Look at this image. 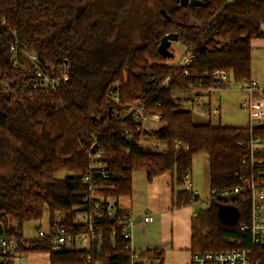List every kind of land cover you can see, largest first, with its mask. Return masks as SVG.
Segmentation results:
<instances>
[{
    "label": "trees",
    "instance_id": "trees-1",
    "mask_svg": "<svg viewBox=\"0 0 264 264\" xmlns=\"http://www.w3.org/2000/svg\"><path fill=\"white\" fill-rule=\"evenodd\" d=\"M263 23L264 0L186 6L180 0H0V227L5 234L17 239L25 254L48 252L50 264H131L119 222L127 211L116 206L109 214L107 199L131 194L135 171L152 180L171 170L181 186L174 203L194 204L199 196L184 187L185 179L194 157L207 154L209 205L195 208L193 254L244 248L255 264H264V247L241 229L251 219L247 194L221 196L250 173L244 163L249 141L264 135V126L196 122L175 96L221 87L211 76L215 69L230 70L236 82L251 80L252 39L264 37ZM169 32L178 34L184 55L195 54L190 64H168L176 54L158 52ZM28 53L37 55L51 77L67 75L57 90L22 88L34 78ZM138 100L146 115L160 116V127L142 130V120L130 117ZM148 137L165 146L144 147L140 141ZM94 152L102 154L106 176L92 168ZM61 172L67 174L57 177ZM46 211L50 234L25 238L24 223L41 220ZM85 212L95 225L89 247L79 248L77 235L89 224L77 215ZM58 219L72 243L54 250ZM154 251L159 261L150 264H164L163 251Z\"/></svg>",
    "mask_w": 264,
    "mask_h": 264
},
{
    "label": "built area",
    "instance_id": "built-area-1",
    "mask_svg": "<svg viewBox=\"0 0 264 264\" xmlns=\"http://www.w3.org/2000/svg\"><path fill=\"white\" fill-rule=\"evenodd\" d=\"M27 55L34 64V78L30 82L22 83L23 89L55 91L61 86L62 81L67 78L65 73L62 77H51L48 72L43 70L35 53H28ZM194 57V53L184 55L177 63L186 66L192 62ZM211 76L222 83L224 87H228L230 82L234 80L232 72L227 69H215L212 71ZM242 88L244 91L241 98V105L249 111L250 116V123L246 127L253 128L264 126V88L259 87L255 79L243 81ZM212 89L213 88L203 90V93L209 92ZM256 92H259V95H256ZM202 95H199L196 99L198 111L200 115L209 118L210 121L212 117L220 114L221 109L210 98H200ZM130 117L136 121L148 117L142 101L138 100L132 103ZM159 117V115H153L154 119H159ZM91 156L94 159L92 168H96L102 176H106V164L101 160L102 154L100 152H94ZM244 163L250 165V173L241 176L240 183L233 187V189L222 192L221 196L227 197L231 194H247L251 210V219L249 222L243 223L241 229L250 233L254 244L264 247V135L251 136L249 141V152L244 159ZM89 179L90 175H87L86 180ZM95 188H97V184L94 182L91 189L95 190ZM107 200L109 214H114L117 205L113 201V198L109 197ZM198 203L199 201H194L195 205ZM93 213L101 215L96 209L93 210ZM197 214L198 211L195 210L194 216ZM79 215L81 216V222L89 224V229L84 233L78 234L77 241L84 243L85 245L83 247L88 248L90 234L93 232L95 221L92 216L86 212ZM150 219V215L144 217L146 221ZM133 221L134 220L128 214H124L119 220V222L123 224V234L125 238L129 240V242L125 244V247L132 252L131 264H136L137 262H143V257L140 256L141 252L132 245L131 228ZM55 226V231L52 234L54 250H61L64 246L72 243V235L65 227L59 224V219L55 222ZM47 234H50V231L47 232L43 228H39L37 231V236L40 237ZM25 256L26 254L19 249L17 239L8 237L5 234V227L2 225L0 227V260L2 264H25ZM87 259L89 261L91 256L88 255ZM192 264H255V261L251 251L243 248L196 254L193 257Z\"/></svg>",
    "mask_w": 264,
    "mask_h": 264
},
{
    "label": "crops",
    "instance_id": "crops-1",
    "mask_svg": "<svg viewBox=\"0 0 264 264\" xmlns=\"http://www.w3.org/2000/svg\"><path fill=\"white\" fill-rule=\"evenodd\" d=\"M262 30L264 31V23ZM256 49L264 50V37L252 39V53ZM205 157L209 164V156L205 154ZM138 172L145 171L133 173L131 194L113 198L115 204L125 209L134 220L131 228L132 245L140 252L149 250L152 253L151 256L143 257L146 264L159 261L154 251L156 249L163 251L164 264H192L193 219L197 205L174 203L176 190L181 186L175 183V174L171 170L152 180H148L146 172L144 177L137 176L135 173ZM191 178L192 176H187L185 179L184 187L187 189L192 188ZM197 195L199 196L198 193ZM147 215L151 216L148 221L144 220ZM25 257L26 264H50L48 252L29 253Z\"/></svg>",
    "mask_w": 264,
    "mask_h": 264
},
{
    "label": "rangeland",
    "instance_id": "rangeland-1",
    "mask_svg": "<svg viewBox=\"0 0 264 264\" xmlns=\"http://www.w3.org/2000/svg\"><path fill=\"white\" fill-rule=\"evenodd\" d=\"M171 50L176 55L168 61V64H175L184 55V49L176 41H173ZM252 57V79L257 80L259 87L264 88V50H254ZM242 87L243 82L232 80L228 87H215L211 93L207 91L202 95L201 93H195V90H187L176 91L175 96L181 99L185 108L190 109L193 112L194 120L196 122L209 121V118L200 115L198 111L196 99L199 95H202L200 98H210L221 109L220 114L212 117L210 120L214 125L247 126L250 123V116L249 111L241 105V98L244 91ZM162 124L163 122H160L159 119H154L153 115H148V117L142 120L141 129L152 130L160 127ZM140 143L144 147L152 148L154 150L162 149L165 146L163 143L158 142L152 137L142 138ZM66 174V172H61L57 174V177H64ZM135 174L139 177L145 176V172H138ZM191 174V190L195 193L197 191L199 194L200 201L197 206L200 208H206L209 205L208 198L210 197V186L209 164L207 163L205 154H198L194 157ZM80 220L81 216L78 214L77 221ZM39 228H43L47 232L50 230V220L47 211L41 220H31L24 223L23 231L25 238L37 237V231ZM84 245V243L76 241V247L82 248ZM26 262L27 259L25 257V264ZM97 264H100V262L98 261Z\"/></svg>",
    "mask_w": 264,
    "mask_h": 264
},
{
    "label": "water",
    "instance_id": "water-1",
    "mask_svg": "<svg viewBox=\"0 0 264 264\" xmlns=\"http://www.w3.org/2000/svg\"><path fill=\"white\" fill-rule=\"evenodd\" d=\"M202 0H180V3L184 6L186 5H199ZM178 40V34L176 32H169L164 34L158 45V52L165 57H171L173 52L171 50V46L173 41Z\"/></svg>",
    "mask_w": 264,
    "mask_h": 264
}]
</instances>
